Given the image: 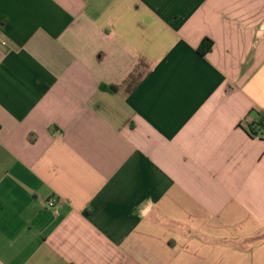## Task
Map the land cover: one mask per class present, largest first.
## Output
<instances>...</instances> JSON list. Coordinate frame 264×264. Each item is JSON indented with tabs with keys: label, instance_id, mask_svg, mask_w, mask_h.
<instances>
[{
	"label": "crops",
	"instance_id": "obj_1",
	"mask_svg": "<svg viewBox=\"0 0 264 264\" xmlns=\"http://www.w3.org/2000/svg\"><path fill=\"white\" fill-rule=\"evenodd\" d=\"M245 118L264 0H0V264H264Z\"/></svg>",
	"mask_w": 264,
	"mask_h": 264
},
{
	"label": "trees",
	"instance_id": "obj_2",
	"mask_svg": "<svg viewBox=\"0 0 264 264\" xmlns=\"http://www.w3.org/2000/svg\"><path fill=\"white\" fill-rule=\"evenodd\" d=\"M213 43L209 39H205L202 41V43L199 45L197 51L201 56H205L207 53H209L212 49ZM260 127H264V118L260 120V123H258Z\"/></svg>",
	"mask_w": 264,
	"mask_h": 264
},
{
	"label": "built area",
	"instance_id": "obj_3",
	"mask_svg": "<svg viewBox=\"0 0 264 264\" xmlns=\"http://www.w3.org/2000/svg\"><path fill=\"white\" fill-rule=\"evenodd\" d=\"M245 125L246 128L248 127V131H249V128L251 127L249 133L254 136V137H263L264 136V129L263 127H260L259 125L257 124H250L249 120L248 119H244L242 121V125ZM50 205H52V203H50Z\"/></svg>",
	"mask_w": 264,
	"mask_h": 264
}]
</instances>
